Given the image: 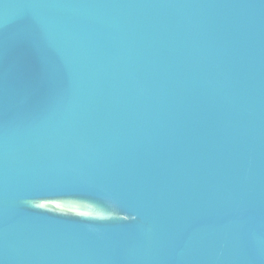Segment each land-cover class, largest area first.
I'll return each mask as SVG.
<instances>
[{"label": "water", "instance_id": "95a60500", "mask_svg": "<svg viewBox=\"0 0 264 264\" xmlns=\"http://www.w3.org/2000/svg\"><path fill=\"white\" fill-rule=\"evenodd\" d=\"M0 264H264V0H0Z\"/></svg>", "mask_w": 264, "mask_h": 264}]
</instances>
